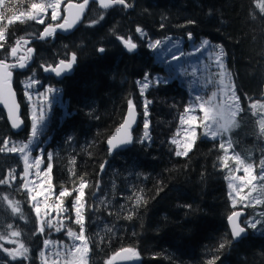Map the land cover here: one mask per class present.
Returning a JSON list of instances; mask_svg holds the SVG:
<instances>
[{
    "label": "trees",
    "instance_id": "trees-1",
    "mask_svg": "<svg viewBox=\"0 0 264 264\" xmlns=\"http://www.w3.org/2000/svg\"><path fill=\"white\" fill-rule=\"evenodd\" d=\"M35 1L19 0L18 5H11L7 0L6 5L27 10ZM100 12L90 4L70 35L33 43L38 66L54 65L70 58L71 53L77 56L69 74L59 79L43 78L48 85L60 89L67 113L60 119L59 110L50 111L44 137L48 139L46 150L51 154L50 180L54 192L63 188L71 191L81 175L89 181L90 186L85 189L89 264H104L116 251L129 247L139 254L135 264H208L213 260L215 264H236L249 255L264 263L261 225H257L256 232L248 229L242 241L231 243L227 217L235 210L245 211L248 219L255 217L257 211L264 212V203L247 208L238 203L233 208L225 184L228 171L214 167L219 163L217 156L223 155L219 142L200 137L188 157L174 154L169 138L186 106L184 90L174 80L147 89L145 98L152 103L149 139H145L138 115L140 95L135 85L145 73L149 77L162 73L138 41V26L154 39L183 38L191 32L194 41L204 39L210 45L222 46L225 65L232 73L241 107L245 109L237 117L238 126L229 132L230 140L235 153L248 163L256 162L264 155V136L259 134L257 118L250 112L246 97L264 101V16L254 8L252 0H134L132 10L109 9L103 20L89 26ZM186 21L195 23L185 24ZM0 25H7V21H0ZM7 28L0 59L17 39L37 36L41 26L27 21ZM113 30L133 37L137 49L125 53ZM98 47L105 52L99 55ZM21 77L13 70V89L24 127L19 133H10L0 112V141L6 137L24 138L27 132L22 95L15 85ZM128 99L137 105L139 121L130 130L132 142L122 150L108 153L104 142L121 123ZM73 157L74 163L70 162ZM10 162L0 153V178ZM229 166L235 167L234 162L229 161ZM158 187H163V191L157 195ZM6 191L0 185V196ZM5 194L19 202L20 212L11 217L15 228L23 234L28 226L34 227L26 197L16 191ZM72 196L65 198L69 211ZM137 197L141 198L138 205ZM96 209L103 214L104 224L94 242L92 223L87 221ZM129 214L132 219H126ZM71 222V227L77 229ZM21 239L25 245H33V250L39 246L37 234L28 242L24 234ZM17 262L36 264L34 259Z\"/></svg>",
    "mask_w": 264,
    "mask_h": 264
},
{
    "label": "snow or ice",
    "instance_id": "snow-or-ice-1",
    "mask_svg": "<svg viewBox=\"0 0 264 264\" xmlns=\"http://www.w3.org/2000/svg\"><path fill=\"white\" fill-rule=\"evenodd\" d=\"M93 4H98L99 9L103 10L99 13V18L97 20L91 21L89 26H93L104 19L105 13L109 9H113L116 6H120L122 10L129 9L133 5L129 0H91ZM11 5H18L19 0H9ZM63 0H38V2H31L30 7L27 10H18L17 8H12V15L6 16L5 13L10 9L6 5V0H0V21H7V25H0V50L5 48L4 41L7 39L8 25H12L16 22L21 24L27 23V21H35L37 24H44V17L48 10H51V19L53 21L62 20V22L55 25L49 24L44 27L43 31L39 33L38 39L45 40L46 38L53 37L57 30L67 32L71 30L84 15L86 8L90 5V0H82L81 3H67L63 8L65 15L61 16V5ZM255 9L259 10L261 16H264V0H252ZM251 14V13H250ZM255 19V16H253ZM195 21H186L185 24H194ZM184 26V25H181ZM164 27V25H161ZM136 33L139 34L140 38L143 39L147 36V33L141 27L136 28ZM116 40L123 45V47L129 52H134L138 45L134 42L133 37H125L123 35L117 34L113 30ZM188 39L192 40V33H187ZM29 40L21 37L17 39L16 45L10 47V51L5 55L4 58L0 59V104L3 105L4 109L7 111L8 120L11 123L13 129L20 128L22 121L18 115L19 106L16 102V93L13 91V69L19 68L24 69L27 66L28 60L31 59V53L33 49L28 47L26 52L28 55L19 56L18 51L22 45H27ZM162 41L155 40L148 43V48L155 50L161 45ZM210 42L208 40H203L201 45L196 49L200 51L201 48L209 46ZM172 47L178 48V42L173 43ZM98 52L104 53L105 49L100 47L97 49ZM214 62L218 68V79L214 81H209V83H214L219 86V96L220 99L217 101V92H212V94L205 99L204 97L197 95L195 97V103L184 108V112L180 116V124L184 127V131L181 139L173 138L171 143L176 145L175 155L179 157H188L189 152L192 151L196 141L200 138L197 133L198 128H203V136L208 137L213 141L220 138L219 149L223 151V155L217 156L218 164H214V167H221L228 171L226 179L229 180L228 187L230 189L229 197L232 200L233 208H236L237 204H242L243 207L247 208L249 206H254L256 204L264 203L259 197L252 196L253 192L259 191L264 195V183L256 184L254 182L260 181L264 182V159H262L258 165L259 172L255 171V167L252 163L246 162L241 156L234 151L233 144L230 139H224L228 133L238 126L237 117L245 111L241 107V98L237 95L235 85L233 83L232 73L228 70L225 65L224 57L226 53L220 45H216L214 48ZM181 55H184L181 52ZM8 56H11L14 62L9 61ZM173 60H179L178 56H173ZM77 61V56L75 53L70 54V58L61 59L55 66L48 65L42 67L45 72L54 73L56 77H61L63 74L70 72L73 69V65ZM35 74L33 77L25 83V88L29 89L33 87L38 81L35 80ZM164 81L157 80L155 83H162ZM149 74L145 73L142 80H137L136 84L139 88L140 95L143 97L147 89L150 87ZM58 91L52 87H48L44 92L38 93V99L33 101V96L29 91H25V96L28 98L29 102L33 104L32 107V124H31V136L26 143L15 142L11 138H3L0 143V153H10L19 156V159L23 161V173L20 175V179L24 181L19 187L28 192V199L36 214V231L35 234H44L45 227L52 229L55 228L56 231H61V229L66 228L65 219H71V217H64V213L69 211L64 204L65 198L72 196L73 192L76 193L71 211L74 214L75 219L72 223L79 226V231H73L71 228H66V234L69 239L72 240V244L65 246L60 245L62 250H57L56 252H49L47 255L45 250L42 249L39 252L40 264H89V239L86 236V200H85V189L88 188L89 181L83 178V175L78 177L79 183L70 191L67 188H63L59 191L58 195L55 197V201L48 203L51 200L52 195V184L50 180V172L52 169V164L49 163L47 169L43 172L41 171L40 165L42 163V157L37 155L31 158V151L33 147V142L36 140L39 134V126L44 123L47 113L45 106L49 100V94ZM264 97V94H262ZM250 103L249 108L253 116L258 115L257 124L259 126V134L264 136V102L261 100H253L252 97H246ZM152 103L151 100L147 98L144 99V137L148 138L149 133V105ZM198 111L202 113V116L193 115L194 112ZM137 105L132 99L127 101V115L124 117V122L120 127L116 129V134L123 131V136H118L113 134L108 138L109 152L111 153L114 149L127 145L132 142L130 129L133 123L136 121ZM179 136L180 133L178 132ZM215 146V145H214ZM182 149V150H181ZM49 159H51V154H49ZM190 159V157H189ZM229 161L234 162L235 168L229 166ZM75 162V157L70 161ZM35 168L36 175L43 176L48 181L47 194L42 190L36 195H34L35 184L33 181H29L28 177L30 175V170ZM104 165H101V170H103ZM15 169H9L5 177L0 178V185L12 186V182L15 181L16 176L14 175ZM243 171V176L236 175L237 172ZM70 175H75V173L70 172ZM75 183V182H74ZM161 182L158 181V184ZM31 185V186H30ZM99 183H97V188ZM248 188L249 191L245 194L244 190ZM160 191H163V187H158L157 195ZM37 195H42L44 197L43 205L40 200L37 199ZM155 197H153L154 199ZM2 200L7 202L8 207L11 209L13 214L20 212L19 202L12 199L10 194H4ZM141 202V198H136V204ZM42 207L43 216L50 217L51 212H56V217L44 219L42 218ZM242 212L233 211L228 217V224L231 229V240L232 241H242L247 235L248 229L256 230L257 225L264 227V212L258 213L259 219H245L240 220ZM126 219H132L131 214H129ZM55 221V223H54ZM8 229L10 230L7 236L0 235V240L5 241V243L13 244L15 247L7 248L0 245V251H2L11 261L18 260H29V248L23 243L19 237L22 233L19 230H13V225L8 224ZM111 231V229H108ZM45 249L52 246L53 242L45 239L43 241ZM225 245L221 243L220 248ZM219 251V249H217ZM130 261L134 259H139V254L134 248H123L119 252H116L110 259L105 261V264H114L117 260ZM216 259H219L217 257ZM0 264H7V261L0 259ZM208 264H215V260L209 261Z\"/></svg>",
    "mask_w": 264,
    "mask_h": 264
},
{
    "label": "rangeland",
    "instance_id": "rangeland-1",
    "mask_svg": "<svg viewBox=\"0 0 264 264\" xmlns=\"http://www.w3.org/2000/svg\"><path fill=\"white\" fill-rule=\"evenodd\" d=\"M66 1H69V0H63V3ZM72 1H77V0H72ZM35 2H38V0H36ZM63 3H62V5H63ZM62 5H61V16H62ZM5 15L10 17L12 15L11 9L8 12H6ZM44 20H45L44 24H37V23H35V21H30V22H33V24H36V25H39L42 27L44 25L52 24V23H55L57 21H60V20L53 21L51 19V10L50 9L48 10L47 14L45 15ZM136 37H137L138 41H140L141 44L144 46V48L148 51L149 55L151 56L152 62L155 63V65L162 72L161 74H155V75L149 77L150 81H152L150 86H156L158 84L162 85V84H166V83H169L170 81L174 80L175 83L178 84L185 92V96L187 98L186 106L194 104L195 103V97L197 95H200V96L204 97L205 99H207L212 94V92H217L218 95H217L216 99H217V101L220 99L219 86L214 84V83H209V81H214V80L218 79V76H217L218 68L215 65L214 54H213L215 46L209 44V46H207L205 48H201L200 51H196V49L201 45V42L204 39H198L197 41H194L193 39L189 40L188 36H185L183 38L174 37V36H165V37L160 38V39H154L151 36H149L148 34L145 38L141 39L139 34H137V33H136ZM155 40L162 41L161 45L155 50L148 48V46H147L148 43L150 41H155ZM176 42H178L179 47L178 48L172 47V44L176 43ZM98 48H100V47H98ZM181 52H183L184 55H181ZM174 55L178 56L179 60H173L172 57ZM40 70H41L40 67L37 65L28 66L23 71L24 73H21L22 77L18 81L17 80L15 81V85L18 86L20 93L22 95L23 107L25 109V116H26V121H27V125H28L27 126V132H26V135L24 138L11 139L15 142L26 143L31 136V124H32L31 116H32L33 104L30 103L28 98L25 96L26 90L32 94L33 101H36L38 99V93L44 92L48 87H52L53 89H57L58 91H55V92L49 94V100H48L47 105L45 106V110L47 113L46 119L49 116L50 111H53L55 109L59 110L60 119L64 116H67V113L65 111L66 104H65V101L61 98L60 89L55 87V86L48 85L46 80L44 81L43 78L45 76L42 75ZM33 74H35L34 78L36 81H38V83H36L33 87L26 89L25 83L29 80V78L33 77ZM64 75H67V74H64ZM143 77H141L140 79H137V80H142ZM157 80H162L164 82L155 83V81H157ZM136 81H135V85H136L137 91L140 95V91H139V88L136 84ZM139 97H140V107H139L140 111L138 112V115L140 117L141 127L144 129L145 117L143 115V111H144L143 104H144L145 96L142 97L140 95ZM261 102H264V101H261ZM248 107H249V105H248ZM249 110H250V108H249ZM183 112H184V110H183ZM250 112H251V110H250ZM193 115L202 116L203 114L196 111L193 113ZM255 117L258 119V115ZM46 119H45L44 123L39 126V134H38L36 140L33 142V147H32V151H31V158H34L37 155L42 157V163L40 165L42 172L45 169H47V166L50 163V159H49L50 153H49V150H46V145H47L48 139L46 137H44ZM136 122L138 123L139 121H136ZM135 125H136V123H135ZM176 125L177 126H176V129H175L173 135L169 138L170 143H171L173 138H176L178 140L181 139L183 131H184V127H186V126H181L180 117H179V120L177 121ZM203 131H204L203 128H198L197 129L198 136L201 138L211 140L210 138L203 136ZM144 132H145V129H144ZM144 132L142 134V138H145ZM178 132L180 133L179 136L177 135ZM131 139H132V137H131ZM145 139H149V137L145 138ZM224 139H230L229 133L226 137H224ZM141 141H143V139ZM216 141L220 142V138H218ZM0 146H2V143H0ZM172 146H173V151L175 154V152L177 150L176 145L172 144ZM232 151H234V150L232 149ZM1 154L11 161L10 164L8 165L7 169L5 170L3 177H5L7 175L9 169H15L16 170L14 173V175L16 176V179H15V181L12 182V186L11 187H9L8 185H1V186L8 190L6 192L16 191V192L22 193L26 197V204L25 205L27 206L29 211H31L33 219H34V227L28 226L27 230L23 231V234H24V236H26V239L28 242L29 240H32V238L34 237L33 233L36 231L37 224H36V214L33 211V208L31 207V204L33 202L29 201L28 192L19 187L21 184L24 183V181L22 179H20V175L23 173V161L19 159L18 154L17 155H13L10 153H1ZM241 158L243 159L245 157H241ZM262 159H264V155L260 156L256 162H254V163L251 162L254 165L255 171L257 173L259 172L258 165ZM234 168L235 167H233V169ZM236 175L243 176V171L237 172ZM28 180L33 181L35 184V191L33 193L34 195H36L37 193H39L42 190L45 192V194H47L48 181L43 176L38 177L36 175L35 168L30 170V175L28 177ZM254 183L260 184V181H256ZM261 183H264V182H261ZM225 184H226L227 194L229 195V193H230V189L228 187L229 180L226 178H225ZM246 190L248 193L249 189L245 188L244 192H246ZM58 193L59 192L56 193L52 190L51 200H49L48 203H52L53 201H55V197L58 195ZM4 194H2V195H4ZM75 195H76V193L73 192V196L71 197L72 199L69 201L70 209L72 208V202H73ZM252 196L259 197L261 199L264 198V195H262L259 191L253 192ZM37 199L40 200L42 205H43L44 197L42 195H37ZM64 204L66 207V201H64ZM70 213L72 214L71 219H65L66 228H71L73 231L78 232L79 226L73 223V225L77 226V229H74L71 227V224H70V221L75 219L72 211L70 210L69 212L68 211L65 212L64 217H69L68 214H70ZM258 213H260V212L257 211V216L251 217L249 219H259ZM13 215H15V214H13L11 212V209L8 207L7 202L3 201L2 196H0V235L7 236L8 232L10 231L8 229L7 225L12 224L11 223V217ZM52 217H56V212L52 211L50 217H44L43 216V207H42V218L48 219V218H52ZM103 220H104L103 214L100 212V209H96L93 212V214L91 215L90 219L87 221L88 224L92 223L91 228L93 229L92 236H93L94 242L97 239V237H96L97 231L98 230L101 231L102 224H104ZM243 220H245V219H243ZM54 223H55V221H54ZM12 225H13V230H17L15 228L14 224H12ZM23 225H25V222H23ZM22 226H19V229ZM66 228L61 229V231L58 232L55 230V228L49 229V228L45 227L44 234H38L37 233V235H39L40 239H39V246L35 250H33L34 249L33 245L26 243V246L29 248L30 259L28 261L30 262L34 259L36 264H40L39 252L42 249L45 250V253L47 255L49 252L54 253L57 250H62L60 248L61 244L65 245V246L71 245L73 242L71 239H69L67 237ZM250 230L253 232H256V230H252V229H250ZM23 234L21 235V237L23 236ZM21 237H19V239L22 241ZM45 239H48V240L53 242L52 246H50L47 249H45L44 243H43V241ZM0 245H3L4 247H7V248L15 247V245L5 243V241H3V240H0ZM89 249H90V247H89ZM0 259L7 261V264H20L17 261H11L6 256V254H4L2 251H0ZM136 262H137V260H136ZM236 264H264V263L261 262L260 260H258L255 256L249 255V256L245 257L243 260L238 261Z\"/></svg>",
    "mask_w": 264,
    "mask_h": 264
},
{
    "label": "water",
    "instance_id": "water-1",
    "mask_svg": "<svg viewBox=\"0 0 264 264\" xmlns=\"http://www.w3.org/2000/svg\"><path fill=\"white\" fill-rule=\"evenodd\" d=\"M69 2H71V3H81L82 2V0H78L77 2H74V1H67V2H65L64 4H63V6H62V16L63 15H65V13L63 12V8L66 6V4L67 3H69ZM132 5H134V0H132L131 2H130ZM90 4H93L92 2H91V0H90ZM96 7H97V9L98 10H101V9H99V6H98V4H94ZM116 7H120V6H116ZM133 9V7H131V8H129V9H126V10H132ZM101 11H103V10H101ZM83 17V16H82ZM82 17H81V20L71 29V30H69V31H67V32H64V31H60L59 29L57 30V32H56V34L55 35H57V36H62V37H66V36H68V35H70L71 33H72V31L77 27V25H79L80 23H81V21H82ZM60 22H62V20L60 21ZM60 22H58V23H60ZM55 25V24H54ZM47 26V25H46ZM46 26H44V27H46ZM44 27L40 30V32H42L43 31V29H44ZM39 32V33H40ZM39 33H38V35H39ZM54 35V36H55ZM53 36V37H54ZM38 37V36H37ZM37 37H35V38H32V39H27V40H29V43L27 44V45H29V44H31L32 42H45V41H47V40H49V39H51V38H53V37H49V38H46L45 40H41V39H38ZM16 45V42L13 44V46H15ZM121 46H122V48H123V50L125 51V53H129L124 47H123V45L122 44H120ZM18 53H22V55L21 56H25V55H28L27 54V52L25 53V52H23L21 49H19V51H18ZM33 53V52H32ZM32 53H31V55H32ZM97 53L100 55L101 53L100 52H98L97 51ZM11 57V56H10ZM29 62V61H28ZM59 63V62H58ZM57 63V64H58ZM18 71H23L24 69H19V68H16ZM42 73L44 74V75H49V76H52V77H54V78H59V77H56L55 76V74L54 73H51V72H45L44 71V68L42 69ZM70 72H68V73H66V74H69ZM64 75V74H63ZM13 91H14V89H13ZM15 92V91H14ZM16 102H17V104H18V101H17V97H16ZM18 106H19V110H18V115H19V117H20V120L22 121V124H21V126H20V128H18V129H13L12 127H11V123L9 122V120H8V115H7V111L4 109V107H3V105L2 104H0V111H1V113H2V115H3V117H4V121H5V123H6V125H7V127H8V130L10 131V133H17V132H20L22 129H23V127H24V123H23V120H22V118H21V109H20V105L18 104ZM127 115V108H126V110H125V112H124V115H123V117H122V120H121V123L118 125V126H116L111 132H110V134L108 135V137L106 138V140H105V142H104V144H105V147H106V149H107V151H108V153H110L109 152V146H108V143H107V141H108V138L110 137V136H112L113 134H116V129L118 128V127H120L121 126V124H123V122H124V117ZM136 121H137V114H136ZM136 121H135V123H136ZM135 123H133L132 124V126H131V129H132V127H134V125H135ZM130 129V130H131ZM129 130V131H130ZM123 131L121 132V133H118V134H116V135H118V136H123ZM128 145V144H127ZM127 145H123V146H121V147H118V148H116V149H114L112 152H114V151H117V150H122V149H124L125 147H127ZM111 152V153H112ZM235 211H240V212H242V215H241V217H240V220L242 221L243 219H245L246 217H247V214H246V212L245 211H243V210H235ZM226 227H227V231H228V234H229V237H230V240H231V229H230V226H229V224H228V220L226 219ZM246 237V236H245ZM237 242H239V241H232L231 240V243H237ZM121 250V249H120ZM120 250H118L117 252H119ZM116 253V252H115ZM114 253V254H115ZM113 254V255H114ZM112 255V256H113ZM111 256V257H112ZM110 259V258H109ZM136 262V259H134V260H130V261H125V260H120V259H117L115 262H114V264H134Z\"/></svg>",
    "mask_w": 264,
    "mask_h": 264
},
{
    "label": "flooded vegetation",
    "instance_id": "flooded-vegetation-1",
    "mask_svg": "<svg viewBox=\"0 0 264 264\" xmlns=\"http://www.w3.org/2000/svg\"><path fill=\"white\" fill-rule=\"evenodd\" d=\"M56 36V35H55ZM33 38H35V37H33ZM54 38V37H53ZM30 39H32V38H30ZM17 41V40H16ZM15 41V42H16ZM48 41V40H47ZM14 42V43H15ZM13 43V44H14ZM33 43H36V42H32L31 44H29V45H22L21 47H20V49L23 51V52H25L26 53V49L28 48V47H31L32 49H33V53H32V55H31V59H29L28 61V63H27V66L25 67V69L28 67V66H35V65H37L38 66V61H37V59H35V50H34V46H33ZM13 44H12V46H13ZM11 46V47H12ZM10 51V47L6 50V54L8 53ZM18 55L19 56H21L22 55V53H18ZM9 57V59H10V61L11 62H14V60H13V58L12 57H10V56H8ZM57 63H55L54 65H52V66H55ZM40 67V69H43V67L42 66H39ZM24 69V70H25ZM14 71H16V72H19L20 74L21 73H24L23 71H18L16 68L15 69H13ZM62 77V76H61ZM61 77H59V78H61ZM59 78H57V79H59Z\"/></svg>",
    "mask_w": 264,
    "mask_h": 264
},
{
    "label": "bare ground",
    "instance_id": "bare-ground-1",
    "mask_svg": "<svg viewBox=\"0 0 264 264\" xmlns=\"http://www.w3.org/2000/svg\"><path fill=\"white\" fill-rule=\"evenodd\" d=\"M19 102V101H18Z\"/></svg>",
    "mask_w": 264,
    "mask_h": 264
}]
</instances>
